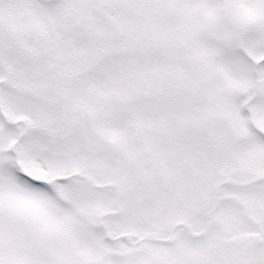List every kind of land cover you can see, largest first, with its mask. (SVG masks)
Returning a JSON list of instances; mask_svg holds the SVG:
<instances>
[{
    "label": "snow or ice",
    "instance_id": "snow-or-ice-1",
    "mask_svg": "<svg viewBox=\"0 0 264 264\" xmlns=\"http://www.w3.org/2000/svg\"><path fill=\"white\" fill-rule=\"evenodd\" d=\"M0 264H264V0H0Z\"/></svg>",
    "mask_w": 264,
    "mask_h": 264
}]
</instances>
